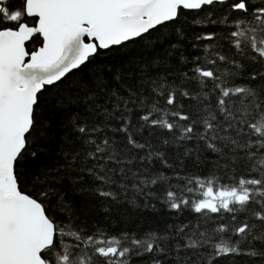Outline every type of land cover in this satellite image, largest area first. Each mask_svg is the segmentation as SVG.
I'll use <instances>...</instances> for the list:
<instances>
[{
    "label": "snow or ice",
    "instance_id": "6c2138e0",
    "mask_svg": "<svg viewBox=\"0 0 264 264\" xmlns=\"http://www.w3.org/2000/svg\"><path fill=\"white\" fill-rule=\"evenodd\" d=\"M0 264H264V0H0Z\"/></svg>",
    "mask_w": 264,
    "mask_h": 264
}]
</instances>
